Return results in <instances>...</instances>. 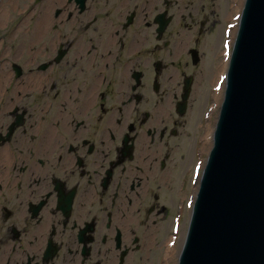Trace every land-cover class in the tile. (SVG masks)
<instances>
[{"label": "flooded vegetation", "instance_id": "af4514ba", "mask_svg": "<svg viewBox=\"0 0 264 264\" xmlns=\"http://www.w3.org/2000/svg\"><path fill=\"white\" fill-rule=\"evenodd\" d=\"M232 1L21 0L0 36V264H165Z\"/></svg>", "mask_w": 264, "mask_h": 264}, {"label": "water", "instance_id": "95a60500", "mask_svg": "<svg viewBox=\"0 0 264 264\" xmlns=\"http://www.w3.org/2000/svg\"><path fill=\"white\" fill-rule=\"evenodd\" d=\"M179 264H264V0L244 3Z\"/></svg>", "mask_w": 264, "mask_h": 264}, {"label": "rangeland", "instance_id": "374dc122", "mask_svg": "<svg viewBox=\"0 0 264 264\" xmlns=\"http://www.w3.org/2000/svg\"><path fill=\"white\" fill-rule=\"evenodd\" d=\"M243 1L244 0H242L241 3ZM20 4H21V0H0V14H1L0 16V36L9 35L10 34L9 31L14 29L18 21H20L19 20L20 19L19 11L21 8V7L19 8ZM235 4L237 6L240 5V3H237V2H235ZM235 9H238V7H236L232 1L231 10L233 12L231 13V16H233ZM230 21H233L232 18H230ZM223 26L224 25H222V27H219L217 30V34L215 37L216 41L218 40L217 44L215 40H213V42L211 43L212 49L215 50L217 46V52H218L217 53V56H218L217 58V72H218L217 77L212 81L211 85H209L207 89H205V92L201 93L199 100L197 102L196 112L198 114L200 110L198 116H200L201 114V118H204L203 127H206V128H208L209 126H211V128L213 127L214 120L216 119V116H217L215 113V103L217 102L218 104V107H217L218 110H219V103H221L220 95H222V89L218 88V86L220 85V78L222 76L221 71H220V64L222 63V60H223L222 53H223V43L225 40V33H224V40H222ZM230 28H231L232 34H234L235 28L234 26H232V23L230 24ZM223 84L224 83H222V86ZM215 87H217V90L215 89ZM204 140L205 139H202V142H201L202 146L204 144ZM199 163L201 166V170H203L204 165L206 163V155L201 156ZM190 212H191V206H190L189 200L187 198L181 199L177 207V212L174 216L176 224H177V229L180 230L176 238L177 240H176L175 247L178 246L179 241L181 240L182 234L185 233V228L183 227L188 222ZM171 226H172V217H169V219L165 221V243L167 239L168 241H170L173 238Z\"/></svg>", "mask_w": 264, "mask_h": 264}, {"label": "bare ground", "instance_id": "6f19581e", "mask_svg": "<svg viewBox=\"0 0 264 264\" xmlns=\"http://www.w3.org/2000/svg\"><path fill=\"white\" fill-rule=\"evenodd\" d=\"M236 13H237V11L235 12V14ZM0 16H1V14H0ZM226 66H227V61L224 62V64L222 65V68H221V72L222 73H223V71L225 72ZM211 132H212L211 129L208 130V133L206 134V138H205L206 139L205 140V146L209 147V148L211 147V143H210L211 142ZM183 243H184V237L182 238V240L180 241V243L178 244L177 247L174 248L173 246L168 245L167 251H166V262L168 264H173L174 263V259H175L176 255H177V253L179 252L181 246L183 245Z\"/></svg>", "mask_w": 264, "mask_h": 264}]
</instances>
